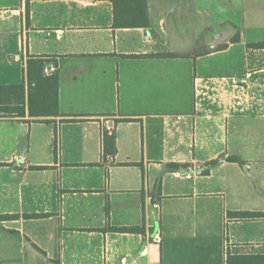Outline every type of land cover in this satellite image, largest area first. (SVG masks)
<instances>
[{
    "label": "crops",
    "instance_id": "1",
    "mask_svg": "<svg viewBox=\"0 0 264 264\" xmlns=\"http://www.w3.org/2000/svg\"><path fill=\"white\" fill-rule=\"evenodd\" d=\"M145 16L120 27L112 0H0V85L22 83L27 95L34 58L58 74L57 114H0V264H225L227 250L264 253V217L227 214L264 212V48L248 46L264 41V0H146ZM218 55L225 74L201 62ZM199 78H224L229 100L196 101ZM243 114L254 130H239ZM242 164L257 189L233 196L251 205L228 207L226 169Z\"/></svg>",
    "mask_w": 264,
    "mask_h": 264
},
{
    "label": "trees",
    "instance_id": "2",
    "mask_svg": "<svg viewBox=\"0 0 264 264\" xmlns=\"http://www.w3.org/2000/svg\"><path fill=\"white\" fill-rule=\"evenodd\" d=\"M115 6V25L133 27L147 24L146 0H112ZM124 10V11H122ZM135 12L140 15L134 16ZM129 18V19H128ZM254 48H264V41L248 44ZM167 55V54H166ZM44 61L34 58L28 61V90L25 94L22 83L0 85V114L6 116H24L27 107L29 116H49L58 112V74H44ZM104 151L115 154V135H103ZM228 217L238 220H248L264 217V212L228 211ZM5 216L0 215V219ZM117 231H133L137 227H116ZM225 264H264V253H233L226 251Z\"/></svg>",
    "mask_w": 264,
    "mask_h": 264
},
{
    "label": "rangeland",
    "instance_id": "3",
    "mask_svg": "<svg viewBox=\"0 0 264 264\" xmlns=\"http://www.w3.org/2000/svg\"><path fill=\"white\" fill-rule=\"evenodd\" d=\"M243 56H242V62L245 66V64L249 67L252 66V61H254V56H252L253 60L251 59V56H249L248 54H246L244 51H243ZM206 61H212V63H216L215 66H212L210 68L211 72H214V73H221V74H225L227 73V68L225 66H223L222 64L226 61V58L222 55H218V56H215V57H209V58H204L202 59L201 62H206ZM215 92V91H213ZM216 93V92H215ZM223 100L225 101H228L229 100V93L226 92V93H223ZM226 96L228 98H226ZM222 98V97H221ZM219 104V107H223V102L221 101H218L216 100ZM216 102V103H217ZM228 104V103H227ZM228 106V105H227ZM246 114H243V118L242 120L239 121V130H246V131H250V124H252V126H254L252 129L254 130L255 129V125L256 123L254 122L255 119H250V118H246ZM240 119V118H239ZM243 138H246V136H243ZM262 137H260L258 140L260 141ZM242 139V138H241ZM243 141V139H242ZM244 164L241 165L240 167V171L238 168L236 167H232V166H229L227 169H226V174H227V187H226V191L224 192L225 194V197H226V202H227V206L230 207L232 205H238V206H241V207H247L249 205H251L252 203L250 202V200H247L245 197V195H242L244 196V198H234L233 196L236 194L235 192L237 191H246L247 189L251 190V187L256 190L257 187H256V183L258 181L259 178H256L255 175L254 177L251 176V171L248 170L246 171L245 168H244ZM261 168L264 169V162L261 163ZM252 171H254V169H252ZM242 172V174L240 173ZM264 174V171L263 173ZM253 183H254V187H253ZM234 192V194H233ZM236 196V195H235ZM246 224V231H250L252 228H249L250 224L252 223H244ZM227 227V230L229 231V225L226 226ZM253 227H254V223H253ZM230 233V232H229Z\"/></svg>",
    "mask_w": 264,
    "mask_h": 264
},
{
    "label": "built area",
    "instance_id": "4",
    "mask_svg": "<svg viewBox=\"0 0 264 264\" xmlns=\"http://www.w3.org/2000/svg\"><path fill=\"white\" fill-rule=\"evenodd\" d=\"M249 75L246 74L243 78H233L231 80V84L233 86L241 87V84H246L245 83V78ZM229 83L226 81L224 78H206V79H196L195 81V97L196 101H203L207 99H211L210 95V89H215L216 93L221 96L222 93L228 92V87ZM221 93V94H220ZM241 95L244 96L243 98L245 99L244 102H249L251 98H254V93L249 92V88L247 86L244 87V89L241 90ZM239 101V98H237Z\"/></svg>",
    "mask_w": 264,
    "mask_h": 264
},
{
    "label": "flooded vegetation",
    "instance_id": "5",
    "mask_svg": "<svg viewBox=\"0 0 264 264\" xmlns=\"http://www.w3.org/2000/svg\"><path fill=\"white\" fill-rule=\"evenodd\" d=\"M213 91H215V89H210V95L212 96V95H215L216 97H221V96H219V94H216L215 92H213ZM216 100H218V101H220V98H215V101ZM214 102V101H213ZM213 102H211V103H213Z\"/></svg>",
    "mask_w": 264,
    "mask_h": 264
}]
</instances>
